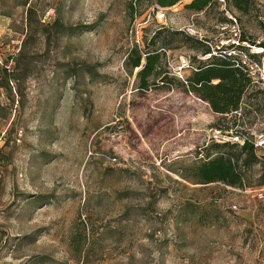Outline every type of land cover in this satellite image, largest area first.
<instances>
[{"label":"rangeland","instance_id":"1","mask_svg":"<svg viewBox=\"0 0 264 264\" xmlns=\"http://www.w3.org/2000/svg\"><path fill=\"white\" fill-rule=\"evenodd\" d=\"M191 1L0 0V264H264L263 157L199 183L241 120L189 91L207 48L264 40V0ZM243 101L264 122V92Z\"/></svg>","mask_w":264,"mask_h":264},{"label":"trees","instance_id":"2","mask_svg":"<svg viewBox=\"0 0 264 264\" xmlns=\"http://www.w3.org/2000/svg\"><path fill=\"white\" fill-rule=\"evenodd\" d=\"M178 1L155 0V3L161 7H168ZM211 2L212 0H192L184 7L201 11L209 7ZM232 2L234 7L244 12L248 9L250 3H254L257 6L256 0H232ZM239 36L241 40L248 41L244 34H242V30ZM259 44L264 47V40L260 41ZM210 52V48H207L202 53V56ZM133 54L135 57L131 61V66L137 68L141 65L142 56L137 52ZM144 57L145 62L138 72L141 77V88L147 86L146 78L154 71L159 61V54L157 52L147 53ZM197 59L196 71L193 72L189 79V91L194 92L199 98L206 101L213 113L224 115L236 111L250 88L249 78L238 70L229 59L223 58L220 55H211L204 59ZM245 113H247V110H245ZM223 145L238 146L230 142L222 143ZM238 148L239 151L234 157L220 154L201 165L196 175L200 181L199 183L222 181L230 185L243 186L242 173L237 161L241 158L242 165H249L256 162L257 159L251 144L245 142L242 146H238ZM262 172L264 175V158Z\"/></svg>","mask_w":264,"mask_h":264},{"label":"built area","instance_id":"3","mask_svg":"<svg viewBox=\"0 0 264 264\" xmlns=\"http://www.w3.org/2000/svg\"><path fill=\"white\" fill-rule=\"evenodd\" d=\"M233 22H236L235 18H231ZM240 30L238 32L234 31V36L220 40L214 48H211V52L199 56V59H204L211 55H220L223 58H227L231 63L245 74L250 80V87H256L264 92V47L257 40L255 43L251 44L247 40L240 39ZM185 61V60H184ZM185 62L182 61V65L177 67V73L180 74V70L185 67ZM196 70V69H195ZM251 109L243 99L240 103L239 108L236 111L230 112L228 114H218L221 115L223 119L237 118L241 120V125L239 126H227L225 128L216 129L217 134L223 133L224 135L213 134L212 138L216 142L226 143H238L242 146L245 142L252 145L254 153L264 158V122H261L259 115L256 110H252V118L246 117V120H252L246 125L245 110Z\"/></svg>","mask_w":264,"mask_h":264},{"label":"bare ground","instance_id":"4","mask_svg":"<svg viewBox=\"0 0 264 264\" xmlns=\"http://www.w3.org/2000/svg\"><path fill=\"white\" fill-rule=\"evenodd\" d=\"M183 62H185V61H183Z\"/></svg>","mask_w":264,"mask_h":264}]
</instances>
